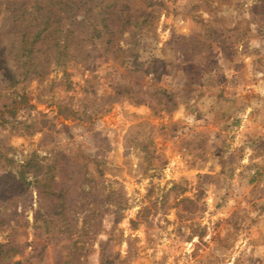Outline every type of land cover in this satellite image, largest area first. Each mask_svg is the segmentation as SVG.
Returning a JSON list of instances; mask_svg holds the SVG:
<instances>
[{
	"label": "rangeland",
	"instance_id": "rangeland-1",
	"mask_svg": "<svg viewBox=\"0 0 264 264\" xmlns=\"http://www.w3.org/2000/svg\"><path fill=\"white\" fill-rule=\"evenodd\" d=\"M115 1L120 35L0 73V264H264V0Z\"/></svg>",
	"mask_w": 264,
	"mask_h": 264
},
{
	"label": "trees",
	"instance_id": "trees-1",
	"mask_svg": "<svg viewBox=\"0 0 264 264\" xmlns=\"http://www.w3.org/2000/svg\"><path fill=\"white\" fill-rule=\"evenodd\" d=\"M115 3V0H0V12L3 13L0 20V73H8L15 79L16 73L19 76L45 73L51 62L55 66H64L83 55V51L71 46L73 37L68 39L76 32L85 38L87 34L90 38L102 33L110 38L120 35L119 27L114 28L115 22L121 20ZM85 6L84 17L77 19L76 12ZM11 60L16 65H10ZM41 167L39 165L38 171ZM44 167L42 174L34 179L37 212L48 230L62 229L66 224L62 218L64 201L61 197L64 193L62 177L66 170L60 164ZM6 192L4 188L3 193ZM105 205L102 201L101 213Z\"/></svg>",
	"mask_w": 264,
	"mask_h": 264
}]
</instances>
